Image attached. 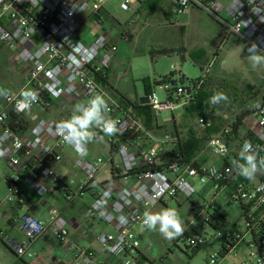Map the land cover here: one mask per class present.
Instances as JSON below:
<instances>
[{
  "label": "built area",
  "instance_id": "built-area-1",
  "mask_svg": "<svg viewBox=\"0 0 264 264\" xmlns=\"http://www.w3.org/2000/svg\"><path fill=\"white\" fill-rule=\"evenodd\" d=\"M107 0H0V47L10 54V61L23 74L22 85L11 91L0 82V89L8 95L0 97V161L10 170L7 176L8 194L0 198L1 205H24V187L35 193L44 202L46 218L39 219L31 214H21L11 219L12 226L21 234L20 240L10 237L4 243L18 258L32 259L33 244L46 232L59 244H67L69 227L66 218L53 205L46 203L49 187L59 186L66 200L80 196L96 184V178L104 166L100 156L88 161L75 160L76 168L83 178L63 179L53 170L52 164L62 160L65 147L78 156L75 146L63 140L57 130L65 116L39 119L23 133L8 126L9 112L24 114L39 107L48 109L59 99L72 100L74 104L86 102L100 93L107 100L109 115L117 120L119 132L109 137V143L121 158L118 174L93 193L92 201L85 209L87 218H98L111 228L109 233H100L97 242L108 254L104 264H148L139 257L140 239L136 229L141 227L145 211H150L165 199L183 196L191 198L197 193L196 186H209L216 196L230 188L228 202L238 206L245 219L244 232L218 233L222 239L220 254L211 255L207 264H220L230 250H247L245 261L240 264H264V172L257 173L253 180L236 174L232 168L231 137L236 119L221 128L207 142L210 152L222 160V164L186 163L174 158L175 137L164 136L146 149L132 143L133 138L147 132L133 114L131 108L116 101L104 80L110 62L117 52L105 29L102 15ZM147 0H122L119 8L124 12L133 10ZM264 0H172V12L182 15L192 9L210 15L220 25L225 37L234 36L248 46L252 43L264 49ZM133 20L127 24L131 26ZM123 30L119 39L128 40ZM159 88L166 92L167 99L159 102L155 93L147 96V106L155 116L161 112L187 107L199 92L203 79L189 85L176 84L171 90L162 79ZM23 89L35 90L39 99L29 108H18L17 101ZM198 128L207 129L210 122L203 118L196 121ZM245 132L240 140L264 147V100L259 107L240 121ZM102 134V133H100ZM170 145L171 151L163 163H158V153L163 146ZM88 150V146H87ZM240 150V149H239ZM264 156V152L260 153ZM112 161L110 157L109 163ZM160 167V168H157ZM216 169V175L211 169ZM133 180L125 186L122 180ZM198 212L214 210L211 202L195 203ZM212 216L204 218L211 223ZM185 250L195 251L205 247L207 240L199 235L186 236ZM71 264H99L94 252L88 248L69 244Z\"/></svg>",
  "mask_w": 264,
  "mask_h": 264
},
{
  "label": "rangeland",
  "instance_id": "rangeland-1",
  "mask_svg": "<svg viewBox=\"0 0 264 264\" xmlns=\"http://www.w3.org/2000/svg\"><path fill=\"white\" fill-rule=\"evenodd\" d=\"M122 0H107L104 9L106 13L121 27H125L128 40L116 39L118 45L117 57L113 68V82L117 89L127 95L132 102L145 99V83H150L159 102L167 99L166 92L161 90L156 81L165 76L170 80L165 82L171 90L176 84L189 85L198 78L203 79L200 93L201 105L205 107L203 116L218 124L220 128L226 126L234 118H244L253 110V103L264 98V65L253 69L247 59L248 46L236 37H225L223 29L208 14L197 9L175 15L168 0L162 4L152 0L146 10L137 14V10L124 12L119 5ZM134 20L132 26L127 24ZM118 24L112 21L104 25L106 29L120 30ZM174 49L171 55H154L152 52L161 49ZM116 78V79H115ZM116 80V81H115ZM23 81L22 72L10 61V54L0 47V82L11 91H16ZM217 91H222L229 97V102L219 105L208 103L209 98ZM204 99V100H203ZM173 117L178 128L191 127L200 132L196 121L199 116L190 118L185 107L173 112L164 111L158 115V122L163 124L165 133L173 131ZM246 128H242L245 132ZM204 134V133H203ZM240 134L235 139L239 142ZM88 150L78 156L68 147L65 148L68 158L74 163L77 159L93 160L95 157L104 159L102 171L97 180L105 182L110 177V148L106 136L103 141L89 143ZM206 161L218 163L219 158L207 153ZM114 164L120 165L119 155L114 157ZM57 168V166H55ZM74 170V169H73ZM10 170L0 161V198L8 194L6 177ZM73 174V172L71 173ZM197 193L189 199L179 196L175 199H165L150 210L160 212L166 208L175 209L184 221V232L169 241L157 232L145 228H137L142 234L141 248L154 264H207L211 255L220 254L222 239L218 233L225 234L234 230L244 232L245 219L241 209L228 202L230 188H225L216 196L209 186H196ZM211 202L214 210L198 212L195 203ZM3 209V207H2ZM1 209V211H2ZM212 216L211 223L205 224L204 218ZM0 226L5 225L0 220ZM4 234V233H3ZM199 235L207 240V245L196 253L185 250L186 236ZM13 235L0 236V264H24L27 258H18L4 243L6 238ZM56 259L63 258L69 262V257L63 249L55 245L52 247ZM247 250L239 247L230 250L220 264H240L247 259Z\"/></svg>",
  "mask_w": 264,
  "mask_h": 264
},
{
  "label": "crops",
  "instance_id": "crops-1",
  "mask_svg": "<svg viewBox=\"0 0 264 264\" xmlns=\"http://www.w3.org/2000/svg\"><path fill=\"white\" fill-rule=\"evenodd\" d=\"M155 1H157V3L160 5L163 2V0H155ZM150 2L151 0L141 2L137 6H135L133 10H137V14H139V12H141L142 10H146V8L150 6ZM168 3L170 4V7H172V0H168ZM102 15L105 18L104 25L108 22V20L112 21L113 24H118L117 21H115V19H113L108 15V13H106L105 9L102 12ZM119 27L120 30L118 31L114 30L113 28L109 30L105 28L110 34L111 41L114 42L116 45H117L116 39H118L119 34L123 30H125L124 29L125 27H121V25H119ZM229 37H234V36H229ZM116 57H117V52L113 56L110 62L109 69L107 71V75L103 83L109 89V91L116 99V101L121 103L124 107L132 109L133 114L137 117V119L140 121V123L147 132V136L141 134L139 138H133L132 139L133 145L137 144L139 145L138 147L140 149H146L149 146H151L155 141H157L158 139L164 136L175 137L177 139V143L183 142L187 138L189 131L190 130L194 131L193 129H191V127L187 126L185 128H178L177 121L173 117V131L171 133H165V128L163 124L158 122V116H155L153 112L150 110V108L147 106L146 95H145V99L141 100V102H132L130 101V99L127 97L126 94H124L123 92L119 91V89H117L116 84L113 82V68L115 65ZM158 82L159 81H156V84ZM148 86L150 88V92L154 93L150 83H148ZM74 107L75 104L74 102H72V100L59 99L52 102V105L46 110L41 109L39 107H35L24 113V116L27 120L31 122L30 123L31 126L37 120L42 118L53 119V120L59 119L67 115L71 110H73ZM199 118H203L206 121L210 122L209 128H212V126H218V124L209 121L204 116H199L197 119ZM242 128L243 127L240 126L238 127L237 131H233L232 133L231 145H230V148L232 150L231 158L232 156L233 157L236 156V154H238L239 152L240 140L242 139V135L244 134V130H242ZM198 129L202 133L194 131L196 137L199 139H203V141L205 142L203 143L200 151L197 152V155L192 162H196L197 164L205 163V164H215L217 166L221 165L222 164L221 159L218 160V163H211L208 162V160L206 161V158L208 156L206 154L211 153L210 150L207 148V142L212 136L216 135L221 130V128L218 126L217 132L211 134L207 133L208 128L207 129L198 128ZM238 134H240L241 136L239 138L238 144L236 145L235 139L238 136ZM100 135H104V134L102 133ZM109 137L110 136H106V139L109 144L110 157L112 158V161L110 162V177L107 181H109L110 179H114L119 172V169L117 168L119 165L114 164V157L117 154L115 152V148H113L109 143ZM65 148L63 149L62 152V160L59 163L52 164V168L54 172L63 179H69V178H74L76 180L82 179L83 178L82 173L76 168L75 163H73V161L68 158ZM171 148L172 147L170 145H166L162 147V149L158 153V163H163L166 160L167 155L171 151ZM55 166H57V168H55ZM72 172L73 174H71ZM107 181L101 182L96 178V184L92 188H90L84 194H81L80 196L74 197L70 200L65 199L64 193L62 192L59 186L49 187L48 194L46 196V203L53 205L66 218L69 227V238L67 244H59L50 237L48 232H46L31 247V251L34 254L33 258L29 259L28 262H24V264H71L72 262L71 254L66 250V246L69 244L79 245L92 250L99 264H104L106 261H108L109 260L108 254L98 244L97 236L100 233H109L112 230L109 226L104 224L100 219L87 218L85 215V209L87 205L92 201L93 193L98 192L100 186H102V184L106 183ZM122 183L125 186H131L134 182L130 178L126 181L122 180ZM23 197L25 201L24 205H16V204L9 205L6 203H3L1 205V209L3 207L2 209L3 217L1 220H4L5 225L0 226V236L5 234L7 235L12 234L14 236L13 237L14 240H20L22 238L21 234L11 224V219L17 215L27 213L39 219L44 220L46 218V207L44 206V202L39 201V199L37 198L34 192H32L27 187H24ZM139 239H140L139 257L142 260L146 261L148 264H154L151 262V259L148 258V256L144 253V251L141 248L142 234H139ZM55 245L63 249L64 253L70 259L69 262H66V260H64L63 258L56 259L54 257V252L52 250V247H54Z\"/></svg>",
  "mask_w": 264,
  "mask_h": 264
},
{
  "label": "clouds",
  "instance_id": "clouds-1",
  "mask_svg": "<svg viewBox=\"0 0 264 264\" xmlns=\"http://www.w3.org/2000/svg\"><path fill=\"white\" fill-rule=\"evenodd\" d=\"M256 11H264L259 8ZM247 59L253 69L264 65V49L252 43L247 49ZM8 95L7 90L0 89V97ZM17 101L18 108L27 109L32 103L39 99L35 90L23 89ZM221 102H229V97L222 91L215 92L208 103L219 105ZM253 107H259L260 101L253 103ZM110 107L103 94L97 93L86 102L75 105L71 116L58 123L57 130L63 140L75 146L76 151L84 155L87 145L93 141H103L105 136H113L119 132L118 121L112 118ZM103 133L104 135H100ZM264 147L253 145L251 141L245 140L238 152V158L232 160V168L237 175L248 180H253L257 173L264 172ZM216 175V169L210 170ZM264 188V186H261ZM144 228L151 232H159L164 239L173 240L184 232V221L178 212L172 208H166L157 213L145 211L142 217Z\"/></svg>",
  "mask_w": 264,
  "mask_h": 264
},
{
  "label": "trees",
  "instance_id": "trees-1",
  "mask_svg": "<svg viewBox=\"0 0 264 264\" xmlns=\"http://www.w3.org/2000/svg\"><path fill=\"white\" fill-rule=\"evenodd\" d=\"M173 52H175L174 49L166 48V49H161V50L152 52V56L154 55H163V56L167 55L168 56V55H171ZM199 79L201 78H198L197 80ZM169 80H170V76H165L164 78H162V82H168ZM159 83L160 82H158L157 84ZM144 87H145V95L148 96L151 93L150 88L148 86V82L145 83ZM201 91H202V88H200L199 92L195 96V99L186 107V113H188L189 117L203 116V114L206 111V110L204 111L205 107L201 105V102L199 100ZM262 100H264V98H262ZM251 112L252 110L250 111V113ZM234 119L237 120V123L233 124L232 129L233 131H237L240 125V121L243 119V117L241 119L238 117ZM30 123L31 122L25 118L24 114H19L15 111L9 112L8 126L13 131L18 132V133L23 132L30 126ZM217 129H218V126H212V128L207 129L208 130L207 133L208 134L215 133L217 132ZM204 142L205 141H203V139H199L196 137V134L194 133V131L190 130L187 135V138L183 142H178L176 144V146L174 147L172 151L173 153L172 157L180 158L182 162L191 163L196 157L197 152L200 151V149L202 148V145ZM194 165H197V163L194 162ZM157 168H160V167H157ZM6 180H7V177H6ZM199 249L201 248L196 249L194 252L196 253L197 251H199Z\"/></svg>",
  "mask_w": 264,
  "mask_h": 264
}]
</instances>
